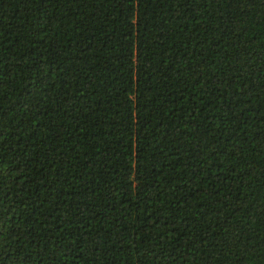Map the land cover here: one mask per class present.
<instances>
[{
    "label": "trees",
    "instance_id": "obj_1",
    "mask_svg": "<svg viewBox=\"0 0 264 264\" xmlns=\"http://www.w3.org/2000/svg\"><path fill=\"white\" fill-rule=\"evenodd\" d=\"M0 264H264V0H0Z\"/></svg>",
    "mask_w": 264,
    "mask_h": 264
}]
</instances>
